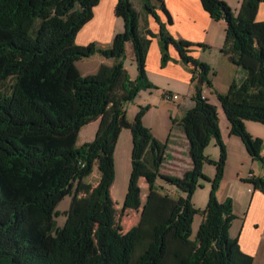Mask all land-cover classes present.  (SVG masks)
Returning <instances> with one entry per match:
<instances>
[{"label": "trees", "instance_id": "obj_1", "mask_svg": "<svg viewBox=\"0 0 264 264\" xmlns=\"http://www.w3.org/2000/svg\"><path fill=\"white\" fill-rule=\"evenodd\" d=\"M141 1L159 25L161 66L171 59L173 46L192 73L193 106L172 119L188 141L191 167L182 175L161 172L171 143L144 124L150 108L140 107L133 120L125 113L126 103L156 87L146 68L150 39L140 32L132 0H117L115 15L124 30L108 47L74 43L98 0H0V264H255L231 236L237 218L232 199L217 196L227 155L217 105L203 94L204 83L212 86L211 67L192 55L195 46L206 44L169 33L173 18L164 0ZM262 2L244 0L249 16L242 17L225 0H201L211 18L225 21L220 52L245 72L226 93L216 92L229 132L264 164L262 140L245 127L247 120L264 123V21L254 19ZM127 44L137 64L134 80L124 67ZM94 54L114 63L83 76L77 62ZM119 85L123 93L114 98ZM107 112L96 138L76 147L81 128ZM124 128L131 131L133 148L123 209H140L138 223L126 232L111 194L114 151ZM212 138L220 147L217 162L204 154ZM205 162L216 166L212 179L203 171ZM94 167L100 172L96 185L85 182ZM141 179L147 186L143 199ZM200 179L211 182L204 210L192 202ZM159 180L175 193L165 192ZM248 181L264 194V177L251 174ZM66 196H71L66 220L56 228V208ZM199 212L203 220L192 238Z\"/></svg>", "mask_w": 264, "mask_h": 264}, {"label": "rangeland", "instance_id": "obj_2", "mask_svg": "<svg viewBox=\"0 0 264 264\" xmlns=\"http://www.w3.org/2000/svg\"><path fill=\"white\" fill-rule=\"evenodd\" d=\"M136 9L139 11V18L144 21V26L149 30L146 25L145 11L142 8L141 0H132ZM165 1V0H164ZM227 2L237 16L247 17L245 9L243 8L244 0H228ZM157 13H162L159 9ZM152 17V16H151ZM220 21V20H219ZM158 24V23H157ZM218 28V27H217ZM225 27L218 28V35L213 39L212 43H204L206 46H195L193 52L198 51L199 57H194L206 62L211 67L209 78L212 86L203 84V94L209 99L211 103H215L218 108L220 134L226 150V163L224 166L223 178L217 196L231 198L234 204V213L239 217L237 223H241L247 207L250 205L252 192L255 191L254 185L248 181L251 174L257 177H264V164L261 161H252L245 145L241 138L236 135H231L229 132V122L225 113L216 99V92L226 93L234 80L232 78H239V74L245 75V72L239 66L233 64L228 58L220 52V47L225 41ZM222 31L223 34L222 35ZM150 34V33H149ZM150 36H152L150 34ZM194 42V41H193ZM198 43V42H197ZM203 43V42H200ZM219 44V45H217ZM132 49L127 44V55L124 59V67L127 70L128 77L134 80L137 77L138 70L137 64L132 56ZM171 60V59H170ZM167 62V64L170 62ZM86 59H81L77 62V66L81 65ZM167 64L164 66L166 67ZM172 71V70H171ZM155 88L142 90L139 95L133 100L125 104V113L129 120H133L140 107H149V111L144 116V124L149 127L153 134L163 142L169 139L171 146H168L169 156L165 160L161 172L175 175H182L183 172L191 167V160H189L187 144L185 142V135L182 128L174 125L172 119L180 117L178 107L180 103L188 105L192 101L194 92V83H190L179 77L174 78L162 75L161 81H158ZM123 89L121 85L115 90L113 97L122 95ZM166 94H177L179 99L172 100L166 97ZM110 113L107 112L104 116L96 121L83 126L79 132L76 147L82 146L86 142H91L96 138L100 132L103 124L108 120ZM247 131L259 137L263 144L261 147V154L264 155V123L255 121H245ZM173 144H177L173 146ZM133 148L132 134L129 129L124 128L118 138L115 151V181L111 188V194L116 202L117 219L122 225L123 231L126 232L132 226L136 225L140 218L139 210H124L123 204L125 202L130 174H131V155ZM204 154L213 162H217L220 158V147L217 141L212 138L208 146L205 148ZM205 175L212 179L216 174V166L214 164L205 162L203 166ZM100 180V172L97 167H94L92 173L85 178V182L96 185ZM160 184H164L159 180ZM202 186L198 187L195 191L192 202L194 206L200 210H204L209 201L211 190V182L209 180L200 179ZM142 187V199L146 193V183L143 179L140 180ZM165 185L164 191L170 194L175 193V188ZM248 188H250L248 190ZM259 191V190H258ZM264 195V194H263ZM226 198V199H227ZM71 196H66L56 208L55 223L56 228H61L66 220L67 211L69 209ZM203 220V214L199 212L193 221L192 238L197 234L199 226ZM240 228V224L234 223L232 234L236 235Z\"/></svg>", "mask_w": 264, "mask_h": 264}, {"label": "crops", "instance_id": "obj_3", "mask_svg": "<svg viewBox=\"0 0 264 264\" xmlns=\"http://www.w3.org/2000/svg\"><path fill=\"white\" fill-rule=\"evenodd\" d=\"M225 1L229 2L228 0ZM116 3L117 0H98L92 8L91 18L83 24L75 36L74 43L76 46L85 47L91 43H96L101 47L111 45L115 34L124 30L123 19L115 15ZM132 3L134 5L133 1ZM165 3L173 18V23L167 25V28L169 33L176 38L210 44L214 38L217 37L218 39V37H221L220 34L218 35V28L220 29L222 26L226 28L224 20L216 21L211 18L203 9L201 0H165ZM137 12L139 14L138 10ZM159 16L163 22L167 21L163 13H159ZM254 19L256 21H264V2L256 10ZM144 20H146L149 30L145 28L143 20L140 22V18L139 29L143 36L150 39L146 65L149 79L158 85L157 83L161 81L162 75L170 76L171 74L174 78L179 77L191 83V70L181 62L179 54L173 46L169 48L170 62L166 67L161 66L162 46L159 25L151 15L146 14ZM149 31L152 36H150ZM222 35H224L223 31ZM219 47L221 48L222 46ZM192 55L199 57V52L195 51ZM85 59L86 61L81 67L77 66L83 76L95 73L102 64L112 65L114 63L113 59L105 58L99 54H94ZM243 77L244 75L239 74V78H232V80ZM191 106H193V101L188 103V105L180 103L178 107L180 117L175 119H180ZM185 142L188 143L186 137ZM175 145L177 144H173V146ZM250 158L252 159L251 156ZM252 161L255 160L252 159ZM227 197L224 198L220 195L218 199L224 201ZM238 218L232 223L231 236L238 238L241 249L254 257L255 264H264V195L260 191L255 190L252 192L250 205L247 207L243 218H241V223H237L240 219ZM235 222L237 225L240 224L236 235L232 234Z\"/></svg>", "mask_w": 264, "mask_h": 264}, {"label": "built area", "instance_id": "obj_4", "mask_svg": "<svg viewBox=\"0 0 264 264\" xmlns=\"http://www.w3.org/2000/svg\"><path fill=\"white\" fill-rule=\"evenodd\" d=\"M166 97L168 99H172V100H177L180 98L179 95H177V94H166Z\"/></svg>", "mask_w": 264, "mask_h": 264}]
</instances>
